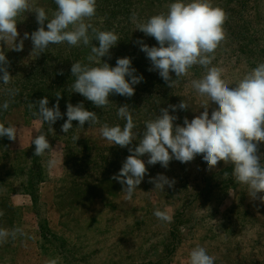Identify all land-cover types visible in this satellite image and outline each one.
<instances>
[{
    "label": "rangeland",
    "instance_id": "374dc122",
    "mask_svg": "<svg viewBox=\"0 0 264 264\" xmlns=\"http://www.w3.org/2000/svg\"><path fill=\"white\" fill-rule=\"evenodd\" d=\"M50 1L53 0H35L34 5L43 7L47 14L51 13L48 14L49 18L54 12H49ZM115 1L117 0H102L100 5L104 8L106 5H113ZM156 1L159 0H127L128 3L121 7L122 11L118 12L115 8L112 9V14L106 10V15L96 14L90 21H86L94 25L107 20L111 23V29L122 28L120 36L123 38L119 39L116 47L110 49L109 56L102 57L101 60L114 66L117 58L130 57L132 66L137 70L135 74L142 75L144 79L135 86V93L131 97L122 96L117 101L112 97L115 94L109 96L113 112L104 114L99 112V108L93 111L97 114L99 123L77 130L73 138L58 132L53 135L49 143L53 150L43 156L46 176L38 187L36 203L20 190L15 172L26 159L27 151L32 145L31 139L38 135L41 125L38 126L34 118L27 116L21 106L11 109L2 120L5 126L13 125L17 128V137L15 140L0 138V228L9 232L16 229L19 231L15 238L10 236L0 243V264H48L52 259L57 264L63 262L48 247L39 249V221L45 222L52 234L61 236L67 242L71 252L78 257L75 260L77 264H113L112 261L124 262L123 260L134 262L146 241L159 238L168 231L171 221L159 220L154 216V210L167 208L173 217L181 201L200 194L207 177L226 167L223 162H218L215 169L205 172L200 157L185 164L172 160L167 168L161 167L159 163H146L147 174L131 200L125 199L122 185L112 179L119 172L126 155L122 154L123 148L102 139L98 130L105 123L110 126L123 125L124 121L116 115L120 101L133 110L137 133L143 130L145 120L153 119L159 114L160 108L178 105L182 99L189 104L190 110L177 108L176 113H172L169 109L170 114L180 117L176 123H182L185 116L191 120L194 115L203 111L199 110L196 95L189 83L191 79L199 78L203 72L191 70L189 75L179 78L170 88L156 71H149L151 63L145 53L140 51L138 40L150 47L158 45L153 37L136 30L130 17L132 13H136L138 19H147L166 12L168 3ZM244 1L246 0H212V3L214 7L223 10L227 5L234 6L235 12L244 11V17L251 21H255L252 14H256V28L264 29V0H248L249 4L243 9ZM254 4L256 5L252 7ZM125 11L128 14L121 15ZM37 26L35 13L22 14L17 23L18 39L25 32L30 34L36 30ZM84 47L81 45L74 48L84 54ZM31 50L29 39L24 41L23 51H6L8 68L13 78L26 75L33 65L36 57H29ZM220 52L225 53L224 58L218 57ZM89 53L88 50L86 55ZM226 54L228 51L220 50L218 46L214 53L218 60L212 63L223 69L222 79L232 86L250 68L242 62L229 61ZM170 75L175 79L174 73ZM74 80L75 77L68 85L69 101L73 105L83 102L84 107L90 106V101L82 95L72 93L70 86ZM212 110L210 106L208 111ZM73 139L80 141L77 146L80 152L73 146ZM259 149L263 153L262 145ZM79 157L82 158L81 165L73 168L75 159ZM50 158L57 160L56 166L51 169L47 163ZM147 158L145 155L142 159L146 162ZM157 174L174 179V186H165L164 191L154 190L149 179ZM220 203L219 212L213 220L198 223L197 219L203 212H196L193 231L186 234L179 230L181 243L170 264H188V254L196 246L204 247L209 255L214 256L215 264H264V204L258 200L252 201L246 194V188L238 184Z\"/></svg>",
    "mask_w": 264,
    "mask_h": 264
},
{
    "label": "clouds",
    "instance_id": "9594fccd",
    "mask_svg": "<svg viewBox=\"0 0 264 264\" xmlns=\"http://www.w3.org/2000/svg\"><path fill=\"white\" fill-rule=\"evenodd\" d=\"M53 3L56 9L49 18L43 7L34 6L35 0H0V85H8L13 78L8 71L6 51H23L24 41L30 39L29 57L36 58L50 45L66 43L69 47H90L87 63L76 61L71 64L70 71L75 80L70 88L72 93L82 95L95 107L109 105V96L113 94L133 96L135 86L144 78L135 74L137 70L132 66L131 58H117L115 66L101 60L116 47L118 35L111 30H98L86 22L96 15L97 0H53ZM25 12L35 13L39 27L18 39V18ZM225 19L224 10L214 7L212 0H170L166 12L147 19H138L137 14L132 13L130 20L135 29L153 37L158 45L150 47L142 40L137 41L140 51L151 63L149 71H156L168 87L172 88L179 78L189 75L194 66L203 69L199 78L189 82L199 110L203 111L191 120L185 116L182 123H176L180 117L170 114L169 109L172 113H176L177 108L190 110L189 104L182 99L178 105L160 108L158 115L145 120L142 136L138 137L133 110L123 105L117 107L116 112L118 119L124 121L122 126L107 123L100 126L98 131L102 139L113 146L127 147L130 153L112 177L122 185L125 199L131 200L144 180L146 163H159L167 168L172 160L185 164L200 157L205 172L215 169L218 162L230 165L234 182L246 188L252 201L264 204V153L259 151L260 145H264V62L258 63L232 86L222 79L223 69L212 62L215 50L225 38ZM170 73H174L175 79ZM7 91L14 96L18 89ZM60 98L58 93L56 103L51 107H48L46 96L35 105L28 104L38 126L47 124L48 131L53 132L51 126L66 116L61 131L67 134L73 129V121L78 122V128H83L85 122L91 126L99 123L97 114L86 110L83 102L68 103L66 112L61 113ZM210 106L211 112L208 111ZM8 107L7 101L0 104V113ZM3 137L15 140L17 128L0 123V138ZM134 141L136 144L132 147ZM31 144L35 145L37 157L53 150L44 132L32 137ZM145 155L148 157L146 162L142 159ZM47 163L51 169L57 160L50 158ZM149 182L154 185V190L161 191L165 186L172 188L175 184L174 179L164 174H157ZM153 214L164 222L172 219L167 208L156 209ZM17 231L19 229L9 232L0 228V243L10 236L15 238ZM48 264H57V261L52 259ZM188 264H215V257L204 247L196 246L188 254Z\"/></svg>",
    "mask_w": 264,
    "mask_h": 264
},
{
    "label": "trees",
    "instance_id": "16d2710c",
    "mask_svg": "<svg viewBox=\"0 0 264 264\" xmlns=\"http://www.w3.org/2000/svg\"><path fill=\"white\" fill-rule=\"evenodd\" d=\"M50 2L49 12H52V10L55 11L54 9H56V5L53 1ZM101 2L102 0H97L96 14L106 15V10H108L109 13H112V9L115 8H117L118 12L122 11L121 7H124V4L128 3L127 0H117L113 5L109 4L102 8L100 5ZM156 2L169 3L170 0H159ZM244 4V7H242L243 9L247 7L249 1H244ZM255 5L256 4L251 6L254 7ZM224 12L226 14V19L224 21L225 38L219 44V47L220 50L226 49L228 51L226 58L233 63L242 62L250 69L254 68L258 63L264 62V29L261 27L258 29L256 28V22L258 21L256 14H252L255 21L248 20V18L244 17V11L235 12L234 6L230 5L226 6ZM109 13L107 14L108 17ZM127 14V11H125V14L121 13V15L124 16ZM38 27L39 25L36 29ZM93 27L99 30H111L118 35L119 39L123 38V36H120L123 29H111V23L107 20L100 24L96 23ZM93 44H96V41H93ZM82 50H84V54H81L79 49L69 47L66 43L62 45H50L49 49H47L44 53H41L36 60L33 61V65L29 68L26 75L20 76L17 79L12 78V81H10L8 85H0V104L5 101L9 103L8 109L0 113V123H2V120L7 112L17 106H21L27 116L35 119V117L32 116V112L28 108V104L33 103L35 105L39 99L46 96L49 100L48 107H51L54 103H56V95L58 93L61 94V98L59 99L60 111L61 113L66 112V105L71 103L68 98L69 81L73 79L70 71L71 64L76 61L87 63L86 53H88V50L90 51V47H84ZM224 54L225 53L220 52L218 57L221 58ZM218 57L215 56L213 63L218 60ZM191 70L196 73L203 72V69L199 66H194ZM9 88L18 89V92L12 96L7 91ZM112 97L119 101L121 100L119 97L122 96L115 94ZM120 103L121 104H118V107L125 105V103L121 101ZM89 104H91V107H85L86 110L92 112L98 110V107H95L90 102ZM110 107L111 105L109 104L104 108H99V112L104 114L113 112L114 110ZM66 119L67 117L65 116L63 119L58 120L54 125H52L51 127L53 132L48 131L47 124H42L38 135L40 132H44L50 143L56 132L62 135L72 136L73 138L77 130L83 129L86 126H91L88 122H85L83 128H78V122L73 121V129H70L69 132L65 134L61 131V125ZM112 122L114 121L112 120ZM137 135L138 137L142 136V131L137 133ZM79 143L80 141L73 139V146L80 152V149L77 147L79 146ZM135 144L136 142L134 141L131 146L134 147ZM262 146L264 147V145ZM34 149L35 145H31L27 151L26 159L22 162L20 168L15 172V177L20 190L27 194L33 203H36L38 198V187L45 180L46 164L43 160L44 155L39 157L35 156ZM262 151L264 153V149ZM122 154H125L126 157L130 154L127 147L122 149ZM81 159V157L75 159L73 168L81 165ZM225 173H227V176L224 175ZM236 185L237 184L234 182L231 175L230 165L212 175H209L200 194L194 196L193 198L181 201L179 209L175 211L172 220L168 225V231L163 234V236L159 238H150L146 241V244L141 246L137 259L134 262L123 260L124 262L112 261V263L170 264L181 243L179 230L186 234H190L193 231L194 224L196 223L194 219L196 212H203L201 217L197 219L198 223L209 221L211 219L213 220L219 212L220 202L224 201L230 190L234 189ZM37 231L39 249L44 250L48 247L53 250L56 258L63 261L61 264H72V262L77 264L75 263V260L78 259L77 255L74 256V253L71 252L67 242L63 240L61 236L52 234L48 230L45 222H38Z\"/></svg>",
    "mask_w": 264,
    "mask_h": 264
}]
</instances>
